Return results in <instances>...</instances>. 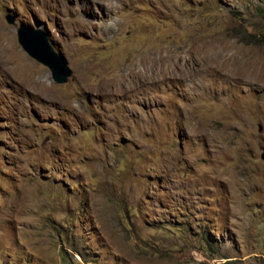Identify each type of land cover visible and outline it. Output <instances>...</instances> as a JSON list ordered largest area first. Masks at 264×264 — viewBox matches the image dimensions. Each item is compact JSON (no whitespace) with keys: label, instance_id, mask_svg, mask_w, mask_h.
<instances>
[{"label":"rangeland","instance_id":"1","mask_svg":"<svg viewBox=\"0 0 264 264\" xmlns=\"http://www.w3.org/2000/svg\"><path fill=\"white\" fill-rule=\"evenodd\" d=\"M0 264H264V0H0Z\"/></svg>","mask_w":264,"mask_h":264},{"label":"water","instance_id":"2","mask_svg":"<svg viewBox=\"0 0 264 264\" xmlns=\"http://www.w3.org/2000/svg\"><path fill=\"white\" fill-rule=\"evenodd\" d=\"M12 18H7L8 24H13ZM17 41L21 48L32 59L46 67L56 84L66 83L72 75L65 57L52 46L49 35L42 29L21 25L17 29Z\"/></svg>","mask_w":264,"mask_h":264},{"label":"trees","instance_id":"3","mask_svg":"<svg viewBox=\"0 0 264 264\" xmlns=\"http://www.w3.org/2000/svg\"><path fill=\"white\" fill-rule=\"evenodd\" d=\"M207 241V240H206Z\"/></svg>","mask_w":264,"mask_h":264}]
</instances>
